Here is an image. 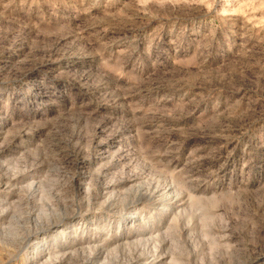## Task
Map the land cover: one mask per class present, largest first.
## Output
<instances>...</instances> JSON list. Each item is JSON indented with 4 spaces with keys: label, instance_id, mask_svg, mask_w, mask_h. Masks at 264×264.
Instances as JSON below:
<instances>
[{
    "label": "rangeland",
    "instance_id": "374dc122",
    "mask_svg": "<svg viewBox=\"0 0 264 264\" xmlns=\"http://www.w3.org/2000/svg\"><path fill=\"white\" fill-rule=\"evenodd\" d=\"M50 221L36 264H264V0H0V264Z\"/></svg>",
    "mask_w": 264,
    "mask_h": 264
},
{
    "label": "bare ground",
    "instance_id": "6f19581e",
    "mask_svg": "<svg viewBox=\"0 0 264 264\" xmlns=\"http://www.w3.org/2000/svg\"><path fill=\"white\" fill-rule=\"evenodd\" d=\"M119 182H115V184H112V185H107V186H105L103 189H102V191L104 190L105 191V195H107V194H110V193H112V191L113 190H115V189H118V188H120V187H122L121 185H119L118 184ZM122 184V183H121ZM122 185H124V183L122 184ZM123 188H124V186H123ZM149 199V198H148ZM88 200V199H87ZM150 200L151 201H161L160 199H155V197H154V195H152L151 197H150ZM108 201V200H107ZM158 203H160V202H158ZM121 210L120 211H122L123 209H125L126 211L128 210V212H131V213H134V214H136V211H137V206L135 205V203H124V204H122L121 206ZM165 207H167V208H165ZM173 207H174V203L173 204H168V205H165L161 210L163 211H166V210H168L169 209V211H172L173 210ZM163 211V212H164ZM53 224H55L54 222H52V221H50V222H48L47 223V225H48V227H52L51 228V231L48 233V235H44L41 239H38L39 241H38V244H39V248L40 249H37L38 250V254L36 255V257H35V260L33 261V259H30V261H28L27 262V264H36V263H39L38 261H40L41 259H40V257H41V250H61L62 248H63V246H65L67 243H65V242H53L52 243V239H53V241L54 240H57V237H58V239L60 240V238H61V235H59L60 233H63V231L65 230V228H66V224H63L62 226H60V227H58V226H55V225H53ZM109 224V223H108ZM53 229V230H52ZM61 229V230H60ZM60 230V231H59ZM74 233V232H73ZM144 235V234H143ZM143 235H141V236H143ZM53 236V237H52ZM137 237H140V235L138 234V233H136V232H133V234H130V235H128V236H126V237H121L122 238V240H123V242H121V244L119 245L118 244V247H128L129 245H135V246H137V245H141L143 242H144V240H146V239H137ZM54 238H56V239H54ZM133 240V241H132ZM74 242V241H73ZM91 242L92 241H90V239L88 240V239H82V240H79V241H77V242H75V244H71V246L70 247H68V248H71L74 252H77L78 253V251H81V250H84V249H89L88 247H85L86 245H89V244H91ZM148 242H149V240H148ZM129 243V244H128ZM147 243V242H146ZM145 243V244H146ZM144 244V243H143ZM142 244V245H143ZM37 245V244H36ZM145 246V245H144ZM146 247V246H145ZM67 248V249H68ZM144 248V247H143ZM86 249V250H87ZM33 250H35V248L33 249ZM50 253V252H49ZM49 253H47V255H48V257H50L49 255H52V254H49ZM152 256H154V255H152ZM155 257V256H154ZM156 259V258H155ZM154 259V260H155ZM41 264V263H40Z\"/></svg>",
    "mask_w": 264,
    "mask_h": 264
}]
</instances>
